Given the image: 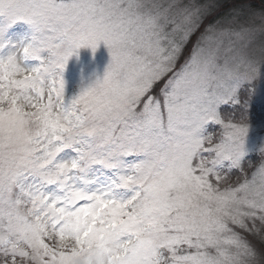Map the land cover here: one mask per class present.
<instances>
[{
	"label": "snow or ice",
	"instance_id": "1",
	"mask_svg": "<svg viewBox=\"0 0 264 264\" xmlns=\"http://www.w3.org/2000/svg\"><path fill=\"white\" fill-rule=\"evenodd\" d=\"M212 8L0 0V264H264V0L177 68Z\"/></svg>",
	"mask_w": 264,
	"mask_h": 264
},
{
	"label": "rangeland",
	"instance_id": "2",
	"mask_svg": "<svg viewBox=\"0 0 264 264\" xmlns=\"http://www.w3.org/2000/svg\"><path fill=\"white\" fill-rule=\"evenodd\" d=\"M227 1H230V0L207 1L208 3L213 5V8L209 12V14L205 16L203 23L205 21H209L212 19L215 20V19L222 18L223 21L220 20V21H218L217 24H215L214 26H211L217 32H219L220 30L230 29V28L231 29H238L240 27L242 21L245 19L243 14L240 15L239 21H237L235 19V17L237 16L238 8H241L243 5H246V4L247 5L255 4L257 7H259V3H260L259 0H235V1L233 0L234 1L233 3L237 4L238 8L234 11L229 12V13H227V12L224 13L225 12L224 6L227 5L226 4ZM157 2L167 4V3H170L171 0H157ZM222 13H224V14H222ZM215 21H217V20H215ZM25 32H26V28L24 26H22V25L21 26H15L9 31L8 38L15 41L17 38L21 37ZM188 43L185 45L184 51H185ZM227 47H228V42H227V39H225V44L220 49L221 56L230 55L229 53H227L225 51ZM108 59H109V57H108L107 51H106V49H104L103 46H101L100 49L98 50V52L96 53L95 59L92 58L89 51L82 50L80 53L79 61H76L75 59H73V61H71L69 64L68 71H67V78H68L70 84L75 85L76 83H78L81 70H83V73L86 77L88 75H90L91 73H93L94 71L100 72L102 74L103 69L108 62ZM256 86L261 90V92H264V82H261L259 79H257ZM155 88L153 89L152 94L154 96H156L157 98H159L161 95V88L162 87L157 91H155ZM255 110H256V113L258 114V117L260 115H264V99H262V98L257 99ZM254 237L256 238V240L260 239L257 236H254ZM248 239L256 247V249L259 251L260 248L257 247L258 244L255 243L253 240H251L250 236H248Z\"/></svg>",
	"mask_w": 264,
	"mask_h": 264
},
{
	"label": "trees",
	"instance_id": "3",
	"mask_svg": "<svg viewBox=\"0 0 264 264\" xmlns=\"http://www.w3.org/2000/svg\"><path fill=\"white\" fill-rule=\"evenodd\" d=\"M207 1H211V0H206V2ZM234 1L230 0V1L226 2L227 5L224 6V10H225L224 13H226V12L229 13V12L234 11V10H236L238 8L237 4L233 3ZM238 9H240V8H238ZM224 13H222V14H224ZM213 22H214V20L212 19V20H209V21H205L201 25V28L195 33V35L192 37V39L188 43L185 51L181 54V56H180V58H179V60L177 62L178 63L177 67H179L180 65L184 64V62L187 60V58L191 55L192 49L196 45V42L199 39L200 35L204 32V30L207 28V26L210 25ZM163 83L164 82H161L159 85L162 86ZM159 85L156 86L155 91H157V90H159L161 88ZM247 236H250L251 240H253L255 243L258 244L257 247H259L260 250H264V240H260V239L256 240V238L253 235H251V234H248Z\"/></svg>",
	"mask_w": 264,
	"mask_h": 264
}]
</instances>
